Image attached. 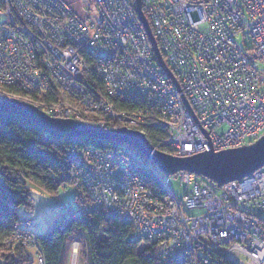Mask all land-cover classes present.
Instances as JSON below:
<instances>
[{"label":"built area","instance_id":"built-area-1","mask_svg":"<svg viewBox=\"0 0 264 264\" xmlns=\"http://www.w3.org/2000/svg\"><path fill=\"white\" fill-rule=\"evenodd\" d=\"M92 1L95 11L82 17L65 0H0V101L24 99L99 128L115 121L146 134L158 124L167 137L155 147L175 156L238 148L264 134V0H142L180 88L158 65L129 0ZM93 71L103 92L85 80ZM54 90L64 96L49 98ZM65 161L74 200L59 202L60 219L98 210L124 217L160 264H264V167L222 187L179 171L171 179L180 197L168 175L125 143L72 148ZM36 226L24 219L8 239L45 264ZM71 244L76 264L80 243Z\"/></svg>","mask_w":264,"mask_h":264},{"label":"trees","instance_id":"trees-1","mask_svg":"<svg viewBox=\"0 0 264 264\" xmlns=\"http://www.w3.org/2000/svg\"><path fill=\"white\" fill-rule=\"evenodd\" d=\"M129 2L136 8V0ZM84 58L87 64H91L89 56L85 54ZM85 80L91 89L103 92V80L96 71L87 73ZM13 88L21 92L18 87ZM57 95H60L59 92L54 90L48 97L55 98ZM114 103L120 108L128 109L131 106L129 102ZM120 126V123L113 121L107 128ZM146 136L155 145L167 137V131L155 124ZM86 146L105 148L114 146V142L86 138L53 139L16 114L0 113V251H4L0 252V258L5 264H34L27 249L16 247L11 254H7L3 243L12 235L14 225L24 220L18 216V209H34L33 187L50 196L69 188L70 165L65 161V156L72 148ZM145 175L150 177L149 174ZM150 180L161 192L156 180L153 177ZM101 232L103 237L98 238ZM78 237L87 246L85 264H160L150 249L134 237V227L128 219L111 217L99 210L86 215L68 216L63 220L59 218L50 229L39 234L45 264H69V244Z\"/></svg>","mask_w":264,"mask_h":264},{"label":"water","instance_id":"water-1","mask_svg":"<svg viewBox=\"0 0 264 264\" xmlns=\"http://www.w3.org/2000/svg\"><path fill=\"white\" fill-rule=\"evenodd\" d=\"M136 11L152 44L158 65L178 87L179 82L168 68L155 40L142 8V0H136ZM188 110L195 114L186 98ZM0 113L16 114L47 133L53 139L73 140L86 138L95 141L125 143L142 156L151 159L161 173L175 174L189 171L211 180L217 187L243 180L264 167V134L255 142L238 148L214 152L212 149L189 156H175L155 148L140 130L127 126L99 128L78 122L72 118H53L34 105L15 99L0 101Z\"/></svg>","mask_w":264,"mask_h":264},{"label":"rangeland","instance_id":"rangeland-1","mask_svg":"<svg viewBox=\"0 0 264 264\" xmlns=\"http://www.w3.org/2000/svg\"><path fill=\"white\" fill-rule=\"evenodd\" d=\"M71 8L80 16L86 17L87 10H91L92 12L95 11V3L92 0H65ZM247 41L244 37L240 36L237 37V42L240 46L241 49H245V44L244 42ZM59 92V96L57 97H62L64 96L62 92ZM17 100V99H15ZM20 101H24V99H19ZM26 102V101H24ZM28 103V102H27ZM252 142L254 140H251ZM153 145V144H152ZM155 146V145H154ZM156 148V147H155ZM163 151V150H161ZM165 152V151H164ZM167 179H171V175L166 176ZM205 181L207 185L212 186L213 182L207 178H205ZM169 184L172 188V190L180 197L184 196V190L183 187L180 185L178 181H175L173 179L169 180ZM70 186V184H69ZM70 188V187H69ZM69 188L61 189L56 196H50L47 193L43 192L42 190L33 187V202H34V209L32 211H28L25 208H19L18 209V216L20 218H31L36 220L37 226L34 229L35 233L37 235L47 231L48 229L53 226L56 221L60 218L61 212L59 211V202L60 201H69L72 202L74 200V194ZM190 214H197L199 213L198 211H189ZM25 237L24 235H22ZM103 237V232H101L98 235V238ZM81 238H74L73 240L70 241V245H72V241H78L79 248L77 250L76 254V264H85L87 256V246L85 243L80 240ZM6 239L3 243V246L5 248V252L7 254H11V250L15 249L16 247H23L27 249V251L30 252V256L34 261V264L37 263V257L35 254V251L33 249H29V247L25 245H17L20 239ZM23 242H26V237L22 238ZM13 256V255H12ZM70 260V252H69V257H68V262Z\"/></svg>","mask_w":264,"mask_h":264},{"label":"crops","instance_id":"crops-1","mask_svg":"<svg viewBox=\"0 0 264 264\" xmlns=\"http://www.w3.org/2000/svg\"><path fill=\"white\" fill-rule=\"evenodd\" d=\"M0 264H5V262L0 258Z\"/></svg>","mask_w":264,"mask_h":264},{"label":"bare ground","instance_id":"bare-ground-1","mask_svg":"<svg viewBox=\"0 0 264 264\" xmlns=\"http://www.w3.org/2000/svg\"><path fill=\"white\" fill-rule=\"evenodd\" d=\"M0 252H4V251H0Z\"/></svg>","mask_w":264,"mask_h":264}]
</instances>
